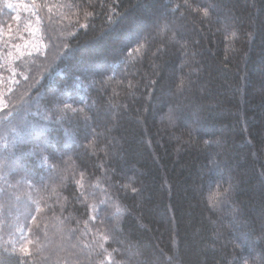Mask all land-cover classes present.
<instances>
[{
	"label": "trees",
	"instance_id": "1",
	"mask_svg": "<svg viewBox=\"0 0 264 264\" xmlns=\"http://www.w3.org/2000/svg\"><path fill=\"white\" fill-rule=\"evenodd\" d=\"M23 1L0 264H264V0Z\"/></svg>",
	"mask_w": 264,
	"mask_h": 264
},
{
	"label": "rangeland",
	"instance_id": "2",
	"mask_svg": "<svg viewBox=\"0 0 264 264\" xmlns=\"http://www.w3.org/2000/svg\"><path fill=\"white\" fill-rule=\"evenodd\" d=\"M15 3L14 9L18 15L23 14L26 29V37L22 38V41L16 46L4 50L3 46L0 47V105L3 103V93L14 82V71L10 65L11 61L18 55L23 53H30L42 48V40L40 36L39 21L36 17L32 6L23 0H12ZM16 15V16H18ZM0 42L2 37L0 36ZM3 69L7 71V75L4 74Z\"/></svg>",
	"mask_w": 264,
	"mask_h": 264
},
{
	"label": "snow or ice",
	"instance_id": "3",
	"mask_svg": "<svg viewBox=\"0 0 264 264\" xmlns=\"http://www.w3.org/2000/svg\"><path fill=\"white\" fill-rule=\"evenodd\" d=\"M209 7L211 8V7H213L212 5H209ZM205 15H208V12L207 11H205V13H204ZM111 18V17H110ZM97 70L98 71H102V68H100V66H97ZM50 103H53V104H55L56 103V98H53V100L52 101H50ZM63 107H64V109H69V108H71V105L70 104H64L63 105ZM72 111H73V113H75V112H77L78 110L77 109H72ZM79 111H83V109H79ZM174 117H172L171 115L169 116V119L171 120V119H173ZM85 119H87V117H85ZM34 149L36 150V151H39V145H34ZM133 191H135V189H133ZM117 211H119V209H117ZM244 243V241L243 240H241V242H240V245H242ZM240 245H237V247H239ZM24 250V252L27 254L28 253V248L25 246V248L23 249ZM245 264H248V262L247 261H245Z\"/></svg>",
	"mask_w": 264,
	"mask_h": 264
}]
</instances>
